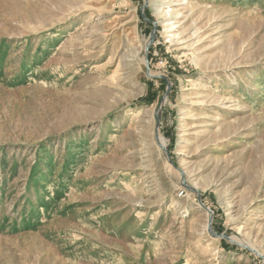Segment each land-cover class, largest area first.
<instances>
[{
  "label": "rangeland",
  "instance_id": "374dc122",
  "mask_svg": "<svg viewBox=\"0 0 264 264\" xmlns=\"http://www.w3.org/2000/svg\"><path fill=\"white\" fill-rule=\"evenodd\" d=\"M0 264H264V0H0Z\"/></svg>",
  "mask_w": 264,
  "mask_h": 264
},
{
  "label": "bare ground",
  "instance_id": "6f19581e",
  "mask_svg": "<svg viewBox=\"0 0 264 264\" xmlns=\"http://www.w3.org/2000/svg\"><path fill=\"white\" fill-rule=\"evenodd\" d=\"M189 112H191V111H190L189 108H187V109H186V113H189ZM184 118H185V117H184ZM159 145H160V147H161L163 150L166 149V144H165V142H164L161 138H159ZM183 152H184V150H183V148H181V149H179L178 154H182Z\"/></svg>",
  "mask_w": 264,
  "mask_h": 264
}]
</instances>
